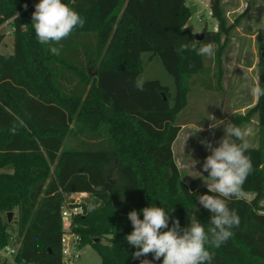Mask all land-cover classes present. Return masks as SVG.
I'll list each match as a JSON object with an SVG mask.
<instances>
[{"label":"trees","instance_id":"trees-1","mask_svg":"<svg viewBox=\"0 0 264 264\" xmlns=\"http://www.w3.org/2000/svg\"><path fill=\"white\" fill-rule=\"evenodd\" d=\"M62 2L85 24L56 45L60 54L53 55L32 26L39 0H0V25L11 20L14 27L13 52L0 53V249L10 242L6 213L17 208L19 246L13 259L60 264V206L65 194L86 192L95 205L88 208L84 202L83 214L73 220L81 247L90 244L100 264H140L132 258L137 249L125 239L133 230L130 211L143 219L140 210L155 204L181 227L193 215L206 230L211 226V213L197 200L211 193L207 187L197 191V179L183 181L172 151L190 79L204 71L203 56L176 51L195 39L186 27L189 6L185 0ZM210 7L219 30L205 29L200 42L218 44L228 28L220 0ZM143 52L159 58L173 77V104L158 80L143 82L142 91L135 87ZM251 116L259 139L246 153L252 171L241 192L254 196L228 198L240 223L227 243L209 248L213 264H264V96L231 121L239 126ZM78 134L98 141L72 145L68 137ZM113 168L114 181L109 178ZM145 258L153 256L140 259Z\"/></svg>","mask_w":264,"mask_h":264},{"label":"rangeland","instance_id":"rangeland-1","mask_svg":"<svg viewBox=\"0 0 264 264\" xmlns=\"http://www.w3.org/2000/svg\"><path fill=\"white\" fill-rule=\"evenodd\" d=\"M227 2L230 4L232 0H227ZM185 3L189 7L192 5L197 7L186 24V27L192 32L200 33L205 29L219 30L218 21L209 14L211 12L209 0H185ZM223 12L228 31L222 34L220 43L213 44L215 55L212 58L203 56L204 71L201 74L192 76L190 79L191 90L187 94V105L176 118V124L178 125L201 124L206 126L214 117L212 122H215L217 126L215 129H218L219 133L217 139L224 135L223 124L225 122H232V116L245 113L257 101L250 90L254 84H260L262 66L259 65V62L264 42V0H249L247 13L240 15L233 13L227 17L226 12L224 10ZM2 24L0 25V35L3 37L1 43H6L7 40L11 41L13 37V32L8 34L11 22L8 27ZM141 60L143 68L137 78L142 79L143 82L158 80L163 86L167 87L171 96L170 104H173L175 83L161 60L157 57H150L148 52L141 53ZM91 71H94V68H91ZM242 107L245 109L240 111ZM224 116L226 120L222 123L221 119ZM254 118L255 116H251L248 123L239 125L248 132L251 146L257 144L255 139L258 135L257 125L251 121ZM192 130V127H190L182 131L172 151L183 181L189 184L197 179L196 189L200 191L203 187H206L204 177H207L208 173L203 171L202 165L205 157L210 153L203 148L201 143L196 142L197 139H194L196 135H193V138L191 137ZM78 135L68 137L72 145L79 144L81 140L91 144L98 141L85 138L81 134ZM114 173V168L111 172L109 171V178L112 181L115 180ZM253 196L254 194L251 192H241L238 197L250 201ZM84 202H86L88 208H93L95 205L93 199L89 196H86ZM261 204L264 205V200L261 201ZM16 211L17 208L13 210L11 222L7 227L9 245L12 246L19 241ZM66 225L67 219H64V226ZM101 241L105 242V239L102 238ZM13 258V255L4 250L0 252L1 264H20ZM100 263L101 258L98 252L90 244L81 247L78 264Z\"/></svg>","mask_w":264,"mask_h":264},{"label":"clouds","instance_id":"clouds-1","mask_svg":"<svg viewBox=\"0 0 264 264\" xmlns=\"http://www.w3.org/2000/svg\"><path fill=\"white\" fill-rule=\"evenodd\" d=\"M34 8L32 26L36 38L40 44L48 45L53 55L60 54V48L56 45L69 37L75 28H83L85 24L79 13L62 0H39ZM188 50L198 56L212 58L215 55L212 43H202L195 39L176 49L178 53ZM135 87L142 91L143 80L137 78ZM250 91L256 98L264 96V88L259 83L254 84ZM214 127L217 126H210ZM202 130L199 128L197 131ZM223 130L224 135L215 146L208 140L200 141L210 153L205 157L202 167L208 173L204 182L211 194L197 195V200L211 213L208 221L211 226L206 230L193 215L188 217L189 224L181 227L179 219L173 218L155 204L140 210L143 219L136 210L130 211L128 219L133 230L125 239L137 249L132 253V258L139 259L140 264H154L161 261V258L162 264H213L215 257L209 248L221 247L234 235L233 229L239 226L240 218L234 209L229 208L228 198L240 195L252 171L251 158L246 155L251 144L248 132L240 126L225 122ZM148 254H152V260L140 259Z\"/></svg>","mask_w":264,"mask_h":264},{"label":"built area","instance_id":"built-area-1","mask_svg":"<svg viewBox=\"0 0 264 264\" xmlns=\"http://www.w3.org/2000/svg\"><path fill=\"white\" fill-rule=\"evenodd\" d=\"M211 15L212 13L209 12ZM11 20L4 22L8 27ZM2 24V25H4ZM14 32V27L10 26L8 34ZM87 196L86 192H73L64 195V200L60 206V216L63 220V230L60 236V264H78L80 259V250L82 237L79 233L73 230L74 217L83 214L82 204ZM64 219H67V225L64 226ZM18 246L7 245L1 251H6L14 255ZM1 264V262H0Z\"/></svg>","mask_w":264,"mask_h":264},{"label":"crops","instance_id":"crops-1","mask_svg":"<svg viewBox=\"0 0 264 264\" xmlns=\"http://www.w3.org/2000/svg\"><path fill=\"white\" fill-rule=\"evenodd\" d=\"M220 5L222 6L221 8H223V10L226 12L227 17L229 16V14H233V13H237L238 15H240V14H243V13H247L246 11H247V8L249 6V0H232V2L230 4H228L227 0H220ZM3 46H4V50H3ZM12 52H13V37L11 38V41L7 40L6 43L2 42L0 44V53L1 54H11ZM256 100H257V98H256ZM244 107L246 108L247 105L244 106ZM244 107H242L240 109V111H243L245 109ZM210 115L212 116L211 113H210ZM213 120H214V117H213ZM213 120H210L206 126L205 125L202 126L201 124H199V125H193V124H190V125L189 124L188 125H183V124L179 125L180 126V130H179V133H178L176 139L173 142L172 149H174L175 144L177 143L178 138H179L180 134L182 133V131H184L186 129H189L190 127H192V129H193L191 131V137L193 138V135H196V138H194V139H197L196 142L198 144L200 143L201 140H208V141L212 142L213 145H216L217 141L219 140V139H217V135H219V133H218V129H215V127L214 128H210V126L212 124L216 125L215 122H212ZM225 120L226 119H225V116H224V118L221 119V122L224 123ZM254 120H251V121L255 122V124L257 125L256 117L254 118ZM256 127H257V131H258V125ZM199 128H201L203 130L202 131H197ZM258 139H259V136L257 135V138L255 139L257 144H253V146H251V147H256L258 145ZM203 148L206 149L204 147V145H203ZM14 246H19V242H17Z\"/></svg>","mask_w":264,"mask_h":264},{"label":"water","instance_id":"water-1","mask_svg":"<svg viewBox=\"0 0 264 264\" xmlns=\"http://www.w3.org/2000/svg\"><path fill=\"white\" fill-rule=\"evenodd\" d=\"M210 1V5L213 3V0H209ZM197 7L196 5H192L189 7V10H190V13L193 14L195 13ZM195 39L197 41H201L203 38H204V32H200V33H195ZM260 62L262 64H264V42H263V46H262V50L260 52ZM260 83L264 84V68H261L260 70ZM6 216H7V220L8 222L11 221V218L13 216V211H9L6 213Z\"/></svg>","mask_w":264,"mask_h":264}]
</instances>
